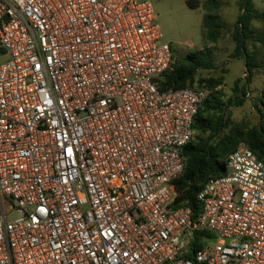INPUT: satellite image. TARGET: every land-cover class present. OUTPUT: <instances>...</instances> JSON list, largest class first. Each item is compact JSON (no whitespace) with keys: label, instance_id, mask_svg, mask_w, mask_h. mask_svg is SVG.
<instances>
[{"label":"built area","instance_id":"2783aa9c","mask_svg":"<svg viewBox=\"0 0 264 264\" xmlns=\"http://www.w3.org/2000/svg\"><path fill=\"white\" fill-rule=\"evenodd\" d=\"M0 264H264V163L245 145L196 195L172 181L205 89L147 0H0ZM209 234L193 249L195 233Z\"/></svg>","mask_w":264,"mask_h":264},{"label":"trees","instance_id":"16d2710c","mask_svg":"<svg viewBox=\"0 0 264 264\" xmlns=\"http://www.w3.org/2000/svg\"><path fill=\"white\" fill-rule=\"evenodd\" d=\"M186 3L189 8L198 9L196 1L188 0ZM239 4L241 14L233 31L234 56L243 60L248 75L246 82L249 84L255 70H262L264 77V31L256 35L253 25L256 21L264 22V11L255 9L251 0H241ZM220 6L218 0H210L202 5L203 10L208 13L202 20L205 31L203 38L208 43H217L223 30L227 29V25L218 17ZM249 40L258 43L263 50L250 51ZM205 50H198L177 59L172 49L174 65L161 80L162 90L180 88L201 90L205 89L203 83H207L211 91L194 118L192 139L183 148V172L172 181L178 195L171 207L188 208L192 222L196 221L200 213V206L196 200L197 193L208 179L226 173L225 160L239 144L246 145L264 163V84L260 89L258 126L253 129H242L239 125L230 127L228 108L239 107L243 103L242 97H245L248 91L244 86H240L239 81H235L234 97L224 102L216 91L220 81H200L194 86L197 72L211 69L213 66L212 53ZM203 135L206 137H202ZM210 237L204 232L195 233L192 250L199 249L205 239Z\"/></svg>","mask_w":264,"mask_h":264},{"label":"rangeland","instance_id":"374dc122","mask_svg":"<svg viewBox=\"0 0 264 264\" xmlns=\"http://www.w3.org/2000/svg\"><path fill=\"white\" fill-rule=\"evenodd\" d=\"M147 1H150L154 6L163 42L171 46L177 59L202 49L212 53V68L199 70L195 77L194 86H197L200 81H220L216 91L219 92L221 99L227 102L234 97V82L239 81L240 86L247 88L248 93L242 97L243 103L239 107L230 106L228 108L230 127L236 125L242 129L257 127L260 89L264 84L262 70H255L250 83L247 84L246 77L248 75L243 60L234 56L233 31L241 14L239 7L241 0H218L221 4L218 17L227 25V29L223 30L216 44H210L203 38L205 31L202 27V20L208 13L203 10L202 5L210 0H190L198 3V9L189 8L186 3L188 0ZM251 1L255 9L264 11V0ZM253 25L256 35L264 31V22L256 21ZM248 47L253 52L263 50V47L253 40H249ZM7 58V54H1L0 63L5 62ZM203 86L210 94L211 91L208 89L207 83H203ZM202 137H206V135Z\"/></svg>","mask_w":264,"mask_h":264},{"label":"crops","instance_id":"0c3cea01","mask_svg":"<svg viewBox=\"0 0 264 264\" xmlns=\"http://www.w3.org/2000/svg\"><path fill=\"white\" fill-rule=\"evenodd\" d=\"M210 44H212V43H210ZM216 44V43H215ZM207 47V46H206ZM207 48H209V47H207Z\"/></svg>","mask_w":264,"mask_h":264}]
</instances>
